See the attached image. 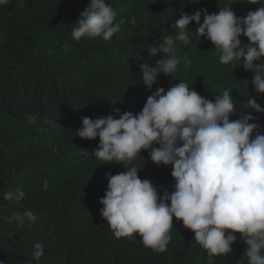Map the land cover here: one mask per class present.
<instances>
[{"label":"clouds","instance_id":"clouds-1","mask_svg":"<svg viewBox=\"0 0 264 264\" xmlns=\"http://www.w3.org/2000/svg\"><path fill=\"white\" fill-rule=\"evenodd\" d=\"M7 3L0 0V5ZM17 7L23 8L24 0H17ZM117 19L120 11L107 0H89L71 36L110 41L124 23ZM128 23L135 24V18ZM174 29L148 49L153 57L162 55L155 67L142 63L139 80L123 77L117 100L75 113L84 114L75 130L78 141L110 167L107 190L97 212L84 199L59 203L66 226L85 220L91 230L64 242L50 230L43 241L53 242L56 257L48 259L42 244L30 242L49 226L46 205L32 200L24 212L7 217L24 236L1 242L0 264H92V240L100 223L109 225L116 239L138 235L146 248L163 253L170 231L181 222L206 251L209 264L231 254L237 234L246 245L241 260L264 264V116L261 126L251 122V112L264 113V0L199 4L181 14ZM193 36L216 51L221 64L239 68V78L250 86L241 109L232 90L214 94L179 77L180 67L193 75L205 68L200 59L178 56L187 52ZM27 122L35 125L37 118L28 115ZM24 197L20 188L3 194L16 203ZM15 242L32 245V255L19 259Z\"/></svg>","mask_w":264,"mask_h":264},{"label":"trees","instance_id":"trees-1","mask_svg":"<svg viewBox=\"0 0 264 264\" xmlns=\"http://www.w3.org/2000/svg\"><path fill=\"white\" fill-rule=\"evenodd\" d=\"M219 1L223 5L224 0H107L120 11L117 22L124 21L110 41L72 38V24L89 0H24L23 8L17 7V0H8L0 5V252L1 242L18 241L24 236L19 225L8 222L7 217L17 210L24 212L32 200L46 205L49 226L37 235L38 241L30 242L42 244L48 259L56 257L53 242L43 241L50 230L60 242L76 241L91 230L85 220L66 226L59 203L84 199L97 212L107 190L110 167L100 164L91 149L78 141L75 130L84 114L75 117V113L99 110L117 100L123 77L139 80L142 63L155 67L162 58L161 54L151 56L148 49L158 46L168 31L175 30V20L181 14L199 4ZM133 17L136 23H128ZM242 38V44H247ZM178 52L181 60L200 59L205 65L200 75L187 74L180 67L181 79L214 94L230 89L236 94L238 110L243 107L250 86L239 78L238 67L221 64L216 51L196 36L187 52ZM251 114L255 118L251 122L261 126L264 113ZM28 115L37 118L35 125L27 122ZM47 120L52 123L46 124ZM17 188L25 192L22 201L3 198L4 192ZM170 234L166 250L159 253L146 248L138 235L116 239L110 226L100 223L88 262L209 264L206 251L182 222ZM242 247L246 245L237 234L231 254L214 257L212 264H247L245 259L240 261L245 250ZM13 250L22 259L32 255L33 247L15 242Z\"/></svg>","mask_w":264,"mask_h":264},{"label":"bare ground","instance_id":"bare-ground-1","mask_svg":"<svg viewBox=\"0 0 264 264\" xmlns=\"http://www.w3.org/2000/svg\"><path fill=\"white\" fill-rule=\"evenodd\" d=\"M209 62H212V61H209ZM231 72V71H230ZM195 82V81H194ZM230 85V84H229ZM241 86V85H240ZM127 87V86H126ZM235 88V87H234ZM218 90H220L219 88H218ZM237 90V89H236ZM221 92V91H220ZM157 168H161V169H163V171H167V169L163 166V165H160V166H156ZM37 203V202H36ZM55 221V220H54ZM28 221H26L25 223H27ZM51 222V221H50ZM52 223V222H51ZM55 228V227H54ZM245 245V244H244ZM245 248V247H244ZM243 247H242V249H244ZM204 251V250H203ZM245 251V250H244ZM205 252V251H204ZM220 257H222V256H220ZM216 259V258H215ZM214 259V260H215ZM240 259V258H239ZM226 260V259H225ZM240 261H242V260H240ZM245 261H246V259H245ZM227 264H228V262L227 261H225ZM231 262V261H230ZM244 262V261H243ZM219 263V262H218ZM223 262H221V264H222ZM232 263H233V260H232ZM240 263V262H239ZM231 264V263H230ZM234 264V263H233Z\"/></svg>","mask_w":264,"mask_h":264},{"label":"water","instance_id":"water-1","mask_svg":"<svg viewBox=\"0 0 264 264\" xmlns=\"http://www.w3.org/2000/svg\"><path fill=\"white\" fill-rule=\"evenodd\" d=\"M168 168H171V167H168ZM116 172V171H115Z\"/></svg>","mask_w":264,"mask_h":264}]
</instances>
